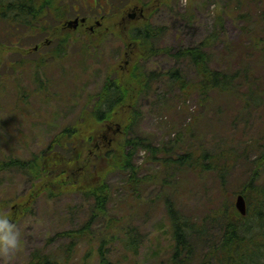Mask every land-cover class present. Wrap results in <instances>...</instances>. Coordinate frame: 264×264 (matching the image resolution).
<instances>
[{"label":"rangeland","instance_id":"obj_1","mask_svg":"<svg viewBox=\"0 0 264 264\" xmlns=\"http://www.w3.org/2000/svg\"><path fill=\"white\" fill-rule=\"evenodd\" d=\"M127 1L57 0L56 6L61 9L58 20L73 18L77 13L97 15L102 4L106 8L113 5L119 11ZM132 2L146 6L154 0ZM110 10L114 12V8ZM34 20L33 16L28 25L23 22L28 28L23 25L5 28L0 23V45L10 49L0 56V159L6 161H27L35 155H49L47 150L52 140L61 132L72 130L78 115L88 106V97H93L101 83L113 76L114 64L123 53V46L114 40L105 43L108 59L102 57L98 47H90L84 53L78 44L71 43L56 66L41 69L27 65L22 71L8 69L7 63H18L17 50L32 47L35 42ZM148 28L157 35L150 42L151 56L139 58L136 65L154 75L150 88L136 97L135 121L127 130L128 136L143 138L158 148L166 144L173 154L165 157L172 160L177 154L196 147L232 150L236 161L228 172L225 189L234 201L233 192L248 181L254 168L258 152L255 145L264 149V57L259 47L260 41L264 42V0H170L150 14ZM195 46L205 51L211 70L240 74L229 95L212 92L202 102L199 77L190 59L159 52L169 48L171 54H177ZM172 69L183 77L185 89L180 90L168 77H161L162 72ZM248 84L257 85L261 91L262 100L259 99L258 105L250 99L248 105L244 104ZM118 136L119 133L115 134L112 143ZM73 148L75 152L76 145L70 151ZM61 153L68 156L69 152ZM161 157H164L161 153L157 155ZM157 163L141 149L133 157L138 178L144 182L130 205H127L125 173L115 169L105 177L110 191L109 217L120 219L116 230L105 233V247H110L106 255L113 263H166L171 252L166 201L196 221L218 203L219 184L214 175L199 180L185 166L173 165L174 169L162 172ZM80 164L77 168H81ZM5 169L0 172V213L10 216L12 208L22 205L34 190V183L17 169ZM257 178L256 184L264 186V167L257 170ZM57 180H66L64 173ZM55 185L59 184L55 182ZM91 209L92 200H86L74 187L43 188L15 222L21 233V247L10 254L0 253V264H26L34 254L51 260L60 257L75 241L59 234L84 226L90 219ZM104 221L93 217L91 229L96 231ZM121 231H132L140 240L136 254L124 249ZM100 244V240L91 244L77 240L66 258L67 264H97Z\"/></svg>","mask_w":264,"mask_h":264},{"label":"trees","instance_id":"obj_2","mask_svg":"<svg viewBox=\"0 0 264 264\" xmlns=\"http://www.w3.org/2000/svg\"><path fill=\"white\" fill-rule=\"evenodd\" d=\"M19 3L20 0H0V23L2 22V27H16L21 22L28 25L33 19L36 12L34 0H26L24 16L20 12ZM148 32L155 34L149 28ZM151 41L149 39V42ZM259 47L264 57V42L260 41ZM0 48L2 49V47ZM143 49L145 51L144 58L147 59L151 56V46L147 47L145 44ZM159 52L167 53L175 58L187 57L190 59L199 77L197 84L198 92L202 95V102L207 101L208 94L212 92L218 95H229L236 81H238V76L240 77L238 72L227 74L222 71L211 70L207 65L209 62L207 54L201 46L187 48L177 54H171L169 48H162ZM0 53L1 56L2 50ZM15 65L13 69H18V64ZM247 71L249 72V70ZM153 75L152 72H144L139 66L137 69H131V72L123 77V84L119 89L120 93L114 94V97H119L121 101L111 104L106 109V114L119 112V108L129 105L134 107L136 97L150 88L148 85L151 83ZM161 77H168L180 90L186 88L183 77L176 69L162 72ZM244 77L248 79L246 74ZM247 86L248 91H245L244 104L248 105L250 99L255 105H258L259 99L262 100L259 98L261 91H258L257 85L252 87L248 84ZM132 100L133 103H131ZM124 112L131 113V110ZM134 114L132 110L131 118L112 121L118 122L122 129L127 131L135 121ZM109 119L107 118V121ZM80 120L77 121V127L75 125L71 131L61 132L54 138L47 156L35 155L27 161L0 159V172H5L7 170L5 168L19 170L34 183V193L43 191V188L49 185L47 182L54 183L52 186H55V182L59 184L60 180H55L59 179L63 173L65 176L71 173L78 176L74 190H77L86 200H92V214L84 226L76 231L61 232L59 236L71 238L75 243L77 240H83L91 244L95 240H100L97 264H119L118 262L113 263L106 255L110 247H105L107 243L105 233L108 234L111 230H116L117 226H120V219L109 217L110 191L105 177L115 169L125 173L129 200L127 205H130V202L135 199L141 183L144 182L143 179L138 178V168L133 164V157L141 149L148 153L151 161L158 162L157 165L162 167V172L168 168L174 169L173 165L176 167L185 166L199 180L214 175L219 184L218 203L199 221L176 211L172 202H165L171 240V252L165 264H264V186L256 184L258 180L257 170L264 167V149H261V145H255L258 152L253 161L254 168L248 176V181L238 191L233 192L234 195L242 194L246 200L247 211L246 215L242 216L237 212L232 198L227 196L225 189L228 172L236 161L232 150L210 151L206 148L196 147L191 151L177 154L175 160H172L165 157V155L173 154L172 150L166 148L168 147L166 144H162L158 148L143 138H132L128 136V132H120L119 139L112 143V146H108L106 142L104 151L89 155L88 150L92 146V139L99 133L92 132L97 121L90 118L85 121ZM102 133L107 135L108 139H113L117 132L115 134L114 132L112 134L109 132ZM179 138H182V134ZM70 145H76L75 152L74 148L70 151ZM54 146L61 148V151H52ZM62 151L69 152L68 156H64ZM160 153L164 156L163 158H157ZM82 155L83 160H81ZM79 164L81 168H77ZM61 187L65 188V186ZM95 216L105 220L96 231L91 229L92 219ZM210 228L216 231L208 230ZM122 233H124L123 241L126 245L124 249L136 254L140 240L134 236L132 231ZM114 239L115 237L111 241ZM75 243L73 242L65 248L66 253L59 254L60 257L58 258L55 256V259L51 260L48 257L34 254L26 264H67L66 258ZM161 264L164 262L162 261Z\"/></svg>","mask_w":264,"mask_h":264},{"label":"flooded vegetation","instance_id":"obj_3","mask_svg":"<svg viewBox=\"0 0 264 264\" xmlns=\"http://www.w3.org/2000/svg\"><path fill=\"white\" fill-rule=\"evenodd\" d=\"M56 1L34 0L36 6L34 18L36 20H34L32 29L36 40L32 47L17 50L19 52L18 66L20 70L27 65L41 69H48L45 66L52 64L56 66V63L65 57L71 43L78 44L84 53L90 47L92 49L98 47L102 57L108 59L105 43L110 40L118 42L121 47L123 46V53L114 64L113 76L101 83L98 92L93 97H88L87 108L80 112L78 116L83 121L89 118L97 121L96 126L98 129H93L94 132H110L111 134L113 132H128L123 130L118 122L112 120L131 118L136 99L134 100V107L129 105L119 108V112H109L107 114L105 111L111 104L121 101L119 97H114V94L120 93L119 89L123 84V77L128 75L131 69H137L136 62L145 55L144 45L151 46L149 39L154 40L152 38L157 37L156 34L148 32L150 14L170 0H154L153 4L146 6L129 0L122 6L118 5V7L121 6L119 11L113 5L106 8L102 4L101 10L97 11V15L79 16L77 13L73 18H63L61 20H58L61 9L56 6ZM25 8L26 0H20L19 9L23 16L25 15ZM113 8L114 12H111L110 9ZM131 14L134 15L131 16ZM73 19L77 20V23L69 26L68 22ZM23 27L26 26L23 25ZM14 65L7 63L6 66L9 69L13 68ZM44 89L47 88L42 87V90ZM134 97L136 96L134 95ZM131 103H133V100ZM126 110H131V113L124 112ZM107 118L110 119L107 121ZM107 139L108 137L103 133L94 140L92 139V148L88 151V154H92L94 151H104V142ZM13 210L10 218L16 222L23 215L24 210L17 208V205Z\"/></svg>","mask_w":264,"mask_h":264},{"label":"clouds","instance_id":"obj_4","mask_svg":"<svg viewBox=\"0 0 264 264\" xmlns=\"http://www.w3.org/2000/svg\"><path fill=\"white\" fill-rule=\"evenodd\" d=\"M21 247V233L9 215L0 213V253L10 254Z\"/></svg>","mask_w":264,"mask_h":264},{"label":"water","instance_id":"obj_5","mask_svg":"<svg viewBox=\"0 0 264 264\" xmlns=\"http://www.w3.org/2000/svg\"><path fill=\"white\" fill-rule=\"evenodd\" d=\"M133 15L134 14H131V16ZM76 23H77V20H71L68 22L69 26H72V24L75 25ZM234 206L240 215L242 216L246 215V202H245L244 197L241 194H238L235 197Z\"/></svg>","mask_w":264,"mask_h":264}]
</instances>
